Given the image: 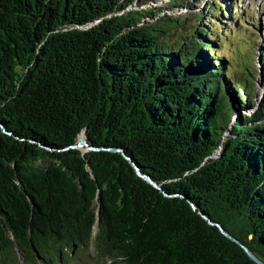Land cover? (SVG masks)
Masks as SVG:
<instances>
[{
  "label": "trees",
  "instance_id": "1",
  "mask_svg": "<svg viewBox=\"0 0 264 264\" xmlns=\"http://www.w3.org/2000/svg\"><path fill=\"white\" fill-rule=\"evenodd\" d=\"M161 1L0 0V264H86L93 242L105 264H256L187 199L264 261V109L250 116L247 76L264 90V12L143 8ZM201 7L184 29L163 16ZM235 35L241 46L218 56ZM85 130L186 199L164 198L121 154L66 150Z\"/></svg>",
  "mask_w": 264,
  "mask_h": 264
},
{
  "label": "water",
  "instance_id": "2",
  "mask_svg": "<svg viewBox=\"0 0 264 264\" xmlns=\"http://www.w3.org/2000/svg\"><path fill=\"white\" fill-rule=\"evenodd\" d=\"M31 1L33 2V0H31ZM168 2H170V0H168L167 2H165V1L159 2V3L153 4L151 6H145L143 8L149 9L153 6L165 8V6L167 5ZM202 9L203 8L201 7V8H195L192 10L187 9V8H182L180 10H175V11L169 10V11H164L163 16L167 15L168 17H170L174 21H176L177 23L174 26H172L171 29H178L179 30V29H184L185 27H191L194 24H196V25L201 24L202 21H204L203 20L204 19V14H203L204 10H202ZM138 10H141V9L137 8L136 6L134 8L132 6H130L128 9L124 10L122 13L107 14L106 16L98 18L94 22H91V23H88V24H85L82 26H73L72 28L77 29V30H81V31L86 32V33H89L91 30L96 29V27L101 25L103 23V21L107 20L108 18L115 19V21H116V16H117V17H120V19L122 20L126 16L125 15L126 13L138 11ZM126 19H128V18L126 17ZM63 31H66V30H63ZM63 31H60V29H56L53 32V35L63 33ZM253 67L256 68L257 70L259 69V63L256 60V58H254ZM258 71H261V70L259 69ZM247 76L250 77L249 79L251 81H253L255 87L257 88V93H258V90L261 89V83L259 82L258 78L252 72L248 73ZM252 104H253V109L250 111L251 117H254L257 114L263 113L264 108H263V98L262 97H259V96H257V94H255V96H253V98H252ZM235 124H236V122H232L230 124L228 131H226V133H225L223 143L219 145V148L214 153L212 159L216 160V159L222 158L223 153H224V150H223L224 145L223 144L226 142L228 136L230 135L229 131L232 129V127ZM87 132H88V130L83 131L80 134V136L78 137L76 143L66 150H70V149L71 150H78L81 152L82 157H85L86 154H88V153L101 152V151L121 154L132 165L137 176L140 177L141 179H143L144 181L148 182L151 186H153L156 190H158L164 196V198H166V199H176V198L186 199L183 195H180V194H172V195L168 194L161 185H159L158 183L153 181L149 176L143 174L141 172V169L136 165L135 162L132 161V159H130V157H128L126 155L124 150L117 149V148H111V149L95 148V147L91 146V143L88 141ZM87 169L91 173V169H90L89 164L87 166ZM91 176H92V178H95L94 175L91 174ZM187 201L190 203L191 208L193 209V211L195 213L201 214L210 226L217 227L220 230V232L226 238H228L230 241H232L233 243L238 245L245 252V254L250 258L251 261H253L256 264H264V261L262 259H260L258 256H256L245 244H243L240 240H238L234 236L230 235L223 228V226H221L219 223L213 222V220H211L208 216L203 215L198 210L197 206L194 203H191L190 200L187 199ZM97 227H98V224H97Z\"/></svg>",
  "mask_w": 264,
  "mask_h": 264
},
{
  "label": "rangeland",
  "instance_id": "3",
  "mask_svg": "<svg viewBox=\"0 0 264 264\" xmlns=\"http://www.w3.org/2000/svg\"><path fill=\"white\" fill-rule=\"evenodd\" d=\"M163 1L167 2L168 0H162L161 2H163ZM239 2H240L239 4L235 3L234 6L232 7V8H234L237 5L239 7V9L235 10V14L237 16V18H233L235 20L236 19L238 20L240 18V15L237 14L238 12L241 13V16L243 13L244 14H250L251 15L250 17H252V19H254L253 18L254 15H255V19H256V18H258V13H260L261 11L264 12V0H239ZM132 7L134 8L135 6L133 5ZM236 24H237V22H232L231 28L235 29ZM251 27H252V25H250V22H248L247 25L243 26L244 32L247 33V31H249L250 29H253V27L252 28ZM231 37H233V35H231L230 38ZM237 39H238V37H237V35H235L234 40L230 39V42H225L222 49H220L221 52L218 53V56H224V57L229 58L230 53L228 52V50L233 51L235 46H241V43H239ZM255 57H257V56L254 55V58ZM257 94L259 97H261L264 94V91L259 89ZM95 232H96V228H95ZM90 254H91V258H88V260H86V264H105V263L99 262L95 258L96 257V250L94 247V242L92 244ZM107 264H110V263H107Z\"/></svg>",
  "mask_w": 264,
  "mask_h": 264
}]
</instances>
